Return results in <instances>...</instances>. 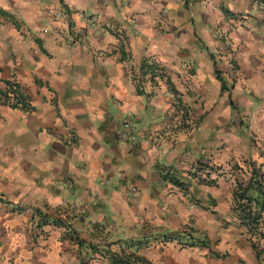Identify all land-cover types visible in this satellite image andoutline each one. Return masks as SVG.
Here are the masks:
<instances>
[{
    "label": "crops",
    "instance_id": "1",
    "mask_svg": "<svg viewBox=\"0 0 264 264\" xmlns=\"http://www.w3.org/2000/svg\"><path fill=\"white\" fill-rule=\"evenodd\" d=\"M6 80L28 96H0V264H108L127 238L264 264L232 208L234 164L264 159V0H0Z\"/></svg>",
    "mask_w": 264,
    "mask_h": 264
},
{
    "label": "trees",
    "instance_id": "2",
    "mask_svg": "<svg viewBox=\"0 0 264 264\" xmlns=\"http://www.w3.org/2000/svg\"><path fill=\"white\" fill-rule=\"evenodd\" d=\"M141 67L144 68V70H151V72L156 73V64L154 60L151 62L146 60L142 61ZM5 83H7V89L0 88V96L3 95L4 100H7L9 99L7 96L8 91L11 92L12 90V97L14 96L16 101L13 103L9 99L10 101L7 100V102L15 106L19 101V103L22 102L21 107L24 106L25 102H23V100H25L28 95L16 89V84L12 81L6 80ZM243 163L245 164V169L240 162L234 164V167L240 172V177L235 179L233 186L232 208L236 214L237 223L239 226L244 227L248 235L251 246L255 250L256 257L264 259V159L257 165H254L252 160L247 159L243 160ZM52 221L58 226H63L65 236L73 239L78 244H82L83 240L77 236L70 226H68L67 222L58 219ZM162 239L164 241L177 240L182 243L188 241L181 232L164 233ZM148 242L149 240L145 238H127L125 240L108 241L100 249L94 244H89V246L91 248L94 247L93 249L97 248L98 250L96 251L106 255L108 264H160L152 261L139 252V249L147 245ZM113 243H118L116 248L112 247ZM88 261V259L84 258L81 263L87 264L86 262Z\"/></svg>",
    "mask_w": 264,
    "mask_h": 264
},
{
    "label": "built area",
    "instance_id": "3",
    "mask_svg": "<svg viewBox=\"0 0 264 264\" xmlns=\"http://www.w3.org/2000/svg\"><path fill=\"white\" fill-rule=\"evenodd\" d=\"M11 95H12V93H11ZM123 120H124L125 127L130 128L131 124H132V119L130 118V112L127 113V115L124 117ZM126 131L127 130H125L123 132V135H126ZM61 229H63V227H61ZM63 234H65V231H63Z\"/></svg>",
    "mask_w": 264,
    "mask_h": 264
},
{
    "label": "rangeland",
    "instance_id": "4",
    "mask_svg": "<svg viewBox=\"0 0 264 264\" xmlns=\"http://www.w3.org/2000/svg\"><path fill=\"white\" fill-rule=\"evenodd\" d=\"M15 97H13V99H14ZM61 233L63 234V230H61Z\"/></svg>",
    "mask_w": 264,
    "mask_h": 264
}]
</instances>
